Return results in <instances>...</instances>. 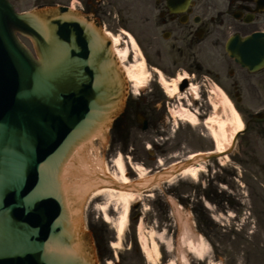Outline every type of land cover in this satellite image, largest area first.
Returning a JSON list of instances; mask_svg holds the SVG:
<instances>
[{"label": "water", "instance_id": "95a60500", "mask_svg": "<svg viewBox=\"0 0 264 264\" xmlns=\"http://www.w3.org/2000/svg\"><path fill=\"white\" fill-rule=\"evenodd\" d=\"M245 42L249 52L254 39ZM253 47L264 51V39ZM126 89L111 42L94 22L61 6L18 13L0 0V264H94L67 202L71 180L143 190L218 156L195 155L140 185L84 171L74 154L89 162L87 148L119 113Z\"/></svg>", "mask_w": 264, "mask_h": 264}, {"label": "rangeland", "instance_id": "374dc122", "mask_svg": "<svg viewBox=\"0 0 264 264\" xmlns=\"http://www.w3.org/2000/svg\"><path fill=\"white\" fill-rule=\"evenodd\" d=\"M33 3L34 0H20L18 9H27ZM116 26L127 30L121 24ZM106 30L118 33L109 27ZM24 42L31 47L28 40L24 39ZM132 60L140 62L135 52L129 54L127 61ZM149 74L144 66L142 85L136 91L150 88L152 78ZM164 80L163 89H172L171 85L176 80ZM212 90L210 101L214 107L203 116L198 110L199 120L195 126L177 116V112L188 106L175 101L169 106L170 113L165 111L162 115V128L157 131L131 130V148L122 151L118 144H111L108 130L105 139L97 138L91 142L88 156L93 162L102 158L106 172L117 174L112 159L121 154L126 165L125 175L133 182L138 179L136 165L151 169L149 176L161 166L169 167L176 161H183L189 153L214 150V141L203 122L216 113L230 128L233 129L234 124L219 88L213 85ZM164 94L169 100L181 96L178 92L171 98ZM199 101L201 103L202 99L199 98ZM243 102L247 107L252 106V111L261 106L259 99L251 96L243 97ZM238 114L245 126L244 115L239 111ZM257 127L249 128L244 135L238 136V142L227 158L203 162L206 170L200 172L196 179L176 174L145 192H137L130 199L128 220L121 235L116 233L113 222L123 211V201L105 193L88 196L81 218L84 230H88L86 240L93 250L95 237L102 242L103 258L96 256L97 264H169L171 260L174 264H264V133L258 132ZM159 162L162 165L159 166ZM174 201L176 207L180 205L178 209L184 219H188L193 232L202 237L203 252L200 257L184 249L180 242L179 250H176V240L182 227L178 230L179 224L171 205ZM135 204L137 207L133 208ZM103 212L110 216L109 221L104 219ZM138 215V220H135ZM151 230L162 233L161 239L154 238L160 252L158 256L148 240ZM144 247L151 254V260L145 257ZM181 249L186 255V262L180 261Z\"/></svg>", "mask_w": 264, "mask_h": 264}, {"label": "flooded vegetation", "instance_id": "af4514ba", "mask_svg": "<svg viewBox=\"0 0 264 264\" xmlns=\"http://www.w3.org/2000/svg\"><path fill=\"white\" fill-rule=\"evenodd\" d=\"M9 1L19 10L20 0ZM50 4L79 11L105 29L120 31L116 24L123 25L143 51L152 84L134 96L130 91L123 117L115 123L113 145L131 148V130L143 126L137 113L146 121L144 131L162 128V115L170 113L175 101L197 113L201 110L203 116L212 109L213 85L244 115L246 131L258 126V132L264 133V66L257 67V61L250 65L256 69H249L227 51L232 44L238 52L245 38L264 33V0H34L30 7ZM160 73L170 81L181 79L177 85L181 96L167 99L158 85ZM246 96L259 99L258 110L244 105ZM128 117L129 126L124 121ZM123 126L128 129L125 138Z\"/></svg>", "mask_w": 264, "mask_h": 264}, {"label": "bare ground", "instance_id": "6f19581e", "mask_svg": "<svg viewBox=\"0 0 264 264\" xmlns=\"http://www.w3.org/2000/svg\"><path fill=\"white\" fill-rule=\"evenodd\" d=\"M125 34L127 33L124 31ZM106 35L110 38L111 43H112V50L114 53L117 55V58L120 62V66L123 67V70L125 72L127 81L131 84V88L136 89L141 87L142 82V70L144 69V59L141 53L138 50L137 45L135 44L134 39L130 36L129 41H127L125 44L121 40V36L119 34H114L110 33L109 31L106 32ZM133 51L135 52V55H138L140 62L134 63V60L132 61H127L129 58L130 52ZM160 81L162 84L165 83L164 77L160 75ZM179 79H177L172 85V89L166 88L167 94L170 96L172 94H175L177 91V85H178ZM220 94L222 96V99L224 102H226L227 106L229 107L230 111V116L232 123L234 124V128H230L228 124L224 123V120L220 117L217 116L216 113L212 117H208L206 121H204V126L208 130V134L214 141V152L222 154L225 152L230 146L233 141V138L236 134V132H239L243 129V122L237 112V110L234 108L232 102L230 99L227 97V95L222 92L221 90ZM177 116L180 117V119H184L185 122L195 126L198 124V117L196 112L191 111L189 109H184L181 110V112H177ZM99 135V136H98ZM97 136L100 137L102 134H98ZM193 155L195 153H189L187 155V158H193ZM87 158V157H86ZM221 159L227 158V156L224 154V156L220 157ZM74 161L79 163L80 165L83 166L84 170L86 172L94 173L96 171H106L102 158H96L90 163H86V160L80 156L79 154H74ZM113 160V165L115 166L117 170V174H112L110 172L111 178L114 179V181H118L122 184H127L129 182L128 177L125 175V170L126 165L124 162V159L121 154H118ZM179 161L174 162L173 164H170L169 167H173L174 164H177ZM88 164V165H87ZM159 165H162L161 162H159ZM135 169L137 170V175H138V181L140 182H146L147 179L151 178V176H148L149 170L145 169L141 165H136ZM206 168L203 165V162L198 161V163H190L189 165L185 166V168L178 173V175H188L192 177L193 179H196L197 176L199 175L200 172L205 171ZM70 171V169H69ZM171 176H166L164 178H160V181H157L156 183L159 184L161 181L170 178ZM173 177V176H172ZM163 179V180H162ZM76 180V179H75ZM71 180L70 185L67 186V202L69 204V207L73 213V220L78 221L79 219V213H80V208L81 204L83 201V197L92 196L98 193H105L108 194L109 196H117V198L121 201H123V211L120 213L119 217L113 222L115 228L117 229L118 235H121L124 233L125 227H126V221L128 220V211L130 207V199H133L134 195L137 193L136 191H133L132 189H120V188H114L111 186H108V183L103 180H96V181H90L86 183H82L81 181H75ZM172 206H174V202H172ZM180 205L175 209L177 214L181 216L179 213L180 210L178 209ZM104 213V219L105 220H110V216ZM180 216H178V223L180 224V228L182 227V231L180 232V236L178 239V242L182 245V247L188 252L193 253L194 255L200 257L201 253L203 252V244H202V237L200 235H197L196 233L193 232L188 219H182ZM183 222V223H182ZM139 224L141 222L139 221ZM82 235H85V233H82ZM81 235V237H82ZM162 233L161 232H154L151 230L148 234V240L151 242V246L155 252V254L158 256L160 254L159 249H158V244L156 243L154 238L161 239ZM143 253L147 260H151L152 256L151 254L146 250V248H142ZM176 250H179V246L177 247ZM180 261L186 262V255L184 254L183 249L180 250ZM169 264H174V262L168 261Z\"/></svg>", "mask_w": 264, "mask_h": 264}]
</instances>
